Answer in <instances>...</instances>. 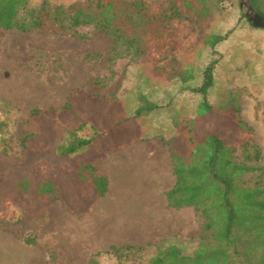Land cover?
Wrapping results in <instances>:
<instances>
[{"label": "rangeland", "instance_id": "rangeland-1", "mask_svg": "<svg viewBox=\"0 0 264 264\" xmlns=\"http://www.w3.org/2000/svg\"><path fill=\"white\" fill-rule=\"evenodd\" d=\"M41 1L30 0V3L37 5ZM47 1L61 4L85 2ZM239 2L240 0H219L211 15L214 17L203 21L200 26L184 20L174 21L175 33L180 39V50L173 58L154 64L147 62L145 57L136 60L128 57L109 60L108 54L113 40L103 30L92 25L78 27L77 36L51 31L0 28V122L4 129L0 130V148L2 138L6 137L8 143L15 147L17 152H21L17 140L27 133L37 134L30 142L32 150L28 155H21L24 158L22 162L27 163L28 174L35 178L34 175L42 170L53 174L61 170L71 171L74 164L67 158L55 157L52 144L58 136V128L75 126L77 116L63 113L41 115L37 123L30 118V111L34 108L58 109L73 100L81 112L80 118L90 117L97 128L103 130L109 128L112 122L123 120L126 114L131 116L134 113L135 105L130 98L138 96L141 90L147 95L152 94L156 99L170 92L173 101L133 121H121L117 126L121 139L116 145L121 146L113 148L111 145L113 149H108L105 143H93L84 153L83 159L90 161L95 166V172L103 175L97 171L98 166L100 168L102 162H109L105 161V158L111 153L135 143L129 140L136 135H146V140L160 142L161 147L158 150L163 149L166 157L165 141H170L176 136L175 146L184 152L187 150L183 134L185 128L179 129L175 126L172 118L188 120L195 115L201 95L191 89L200 84L206 65L212 60H218L220 62L214 70V86L207 96L213 105V114L200 121V132H204L208 126L217 127L228 137L227 141L238 138L239 135L235 131H230L233 121L228 117L232 105L231 96H234L240 104L242 117L255 130V140L262 149L264 160V105L263 100L257 98L260 93L257 88L259 85H254L248 78L246 71L250 68L245 72L240 71L239 77L236 76L238 66L243 69L241 67L247 62L258 60L259 50H262L259 45L264 42V34L260 33L261 31L239 29L240 34L220 43L216 52L202 43L207 34L231 32L237 25L248 21ZM260 7L264 10L263 4ZM188 70L190 71L185 73V76L183 72ZM143 75L149 76L148 87L139 86ZM174 75L183 77L182 82ZM186 77L190 79L183 83ZM98 94H113L119 102L108 104L102 99H95L93 96ZM83 133L90 136L92 131L87 126ZM9 134L12 135L11 139ZM126 141L127 143L122 145ZM165 164L167 167V161ZM11 168L12 165H0V178ZM76 186L78 195L72 193L64 199L55 200H60L65 209L81 217L83 211L78 207L77 197L86 202L87 206L83 209L89 210L95 200L94 192L82 189L81 185ZM52 202H48L46 198H17L10 193L0 195V218L4 219L0 225V264H72L77 261L74 254L60 251L55 245L60 239L64 243L68 241L60 230L51 225H44V219L50 211L48 208L55 207L51 205ZM25 216L28 218L26 221ZM17 217L21 220L16 221ZM31 219H34V222L25 223ZM171 222L169 228L156 230L154 242L142 248L143 251L136 252V257L143 259V263L153 257L159 247L174 245L183 253H187L188 249L195 245L199 221L193 208L173 211ZM30 228H35L36 231L26 232ZM27 238H34L36 243H26ZM89 239L84 240L87 242ZM108 250H89L76 255L80 264H117L115 256ZM49 251L56 256L53 261L49 258Z\"/></svg>", "mask_w": 264, "mask_h": 264}, {"label": "trees", "instance_id": "trees-1", "mask_svg": "<svg viewBox=\"0 0 264 264\" xmlns=\"http://www.w3.org/2000/svg\"><path fill=\"white\" fill-rule=\"evenodd\" d=\"M218 1L85 0L83 3L61 4L42 0L32 5L30 0H0V28L51 31L77 36L78 27L92 25L103 30L113 40L109 60L145 57L147 62L154 64L173 58L180 50L174 21L184 20L200 26L203 21L214 17L211 15ZM251 2L256 11L264 16V10L260 9L264 0ZM239 29L261 31L264 34V29L252 28L251 23L245 21L231 32L205 35L202 43L216 52L220 43L236 38L240 34ZM259 48L262 50H259L258 60L247 62L241 67L243 69L238 66L236 76L239 77L240 71L245 72L250 68L246 73L254 85L258 83L260 93L257 98L262 99L264 105V48L260 45ZM219 62L210 61L202 71L200 84L191 89L201 95L195 115L188 120L172 118L175 126L185 128L183 134L187 150L182 152L177 149L176 136L165 141L170 151L174 176L173 186L165 192L167 206L176 210L193 208L199 221L195 245L187 253L174 245L159 247L154 256L144 263L143 259L136 257V252L143 251L150 244L110 246L108 251L113 253L117 264H264V160L262 149L255 140V130L242 117L240 104L231 96L232 105L228 117L233 121V126L230 131H235L238 138L227 141L228 137L217 127L208 126L204 132H200V121L213 114V105L207 96L214 86V70ZM174 77L182 82L183 77ZM189 79L186 77L183 83ZM149 80V76L143 75L139 86L148 87ZM139 91L138 96L130 98L135 105L134 113L131 116L126 114L123 120L112 122L109 128L103 130H99L90 117L80 118L81 112L73 100L58 109H32L30 118L37 123L41 115L63 113L77 116L75 126L58 128V136L52 144L54 156L67 158L74 166L71 171L61 170L55 174L42 170L32 178L21 155H28L32 150L30 142L37 134L27 133L17 140L21 152H17L3 137L0 165H12V168L0 178V195L10 193L17 198H46L52 202L57 198L64 199L68 194L78 195V184L82 189L94 192L95 199L104 196L108 180L105 175L95 172V166L90 161L83 159L84 153L93 143H105L108 149L120 147L116 145L121 139L117 132L121 121H133L173 101L170 92L156 99L152 94ZM93 97L108 104L119 102L113 94ZM158 100L163 102L159 103ZM1 125L0 122V130L4 131ZM87 126L92 131L90 136L83 133ZM143 139L145 135H136L129 142ZM77 199L79 208L87 206L86 202ZM82 209L84 212L85 209ZM20 220L16 218V221ZM3 221L0 218V225ZM25 242L36 243L34 238H27ZM48 255L51 261L56 257L52 251Z\"/></svg>", "mask_w": 264, "mask_h": 264}, {"label": "crops", "instance_id": "crops-1", "mask_svg": "<svg viewBox=\"0 0 264 264\" xmlns=\"http://www.w3.org/2000/svg\"><path fill=\"white\" fill-rule=\"evenodd\" d=\"M260 47L264 48V43ZM147 138L145 135V139L134 141L125 149L111 153L105 158L109 162H102L100 168L98 166L97 171L108 180L107 191L104 196L94 198L83 216L72 214L62 206L60 200L52 202L51 205L55 207L48 208L50 211L44 219V225L57 228L67 238V243L60 239L55 245L60 251L75 255L77 261L72 264L81 263L76 254L89 250L97 252L108 250L110 246H144L154 242L156 230L171 226L173 211L184 209L176 210L167 206L165 192L174 184L167 144L166 157L163 149L158 150L160 142ZM26 217L25 221L28 219ZM31 222L34 219L25 223ZM35 228L26 232L36 231ZM86 238L90 239L85 242Z\"/></svg>", "mask_w": 264, "mask_h": 264}, {"label": "water", "instance_id": "water-1", "mask_svg": "<svg viewBox=\"0 0 264 264\" xmlns=\"http://www.w3.org/2000/svg\"><path fill=\"white\" fill-rule=\"evenodd\" d=\"M239 6L243 9L244 16L253 28L264 29V16L256 11L251 0H240Z\"/></svg>", "mask_w": 264, "mask_h": 264}]
</instances>
